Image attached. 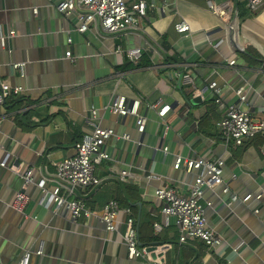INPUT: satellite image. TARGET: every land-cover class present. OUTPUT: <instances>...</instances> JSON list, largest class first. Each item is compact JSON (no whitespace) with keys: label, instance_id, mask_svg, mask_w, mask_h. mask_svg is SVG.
<instances>
[{"label":"crops","instance_id":"1","mask_svg":"<svg viewBox=\"0 0 264 264\" xmlns=\"http://www.w3.org/2000/svg\"><path fill=\"white\" fill-rule=\"evenodd\" d=\"M57 1L0 0V33L15 31L6 46L0 43V83L23 88L0 106V161L6 165L0 166V261L19 264L30 251L29 264H148L127 257L123 210L115 230L107 232L94 216L72 221L63 208L40 206L34 184L25 189L29 200L23 212L11 206L22 189L23 170L33 168L34 179L43 168L53 173L58 162L75 153L74 144L92 132L88 121L95 109L96 123L116 135L105 142L109 158L94 174L105 178L130 169L134 177L87 188L82 194L92 211L99 213L110 199L130 208L140 246L170 245L166 264H264V131L241 146L226 147L216 128L230 104L264 120V7L251 12L247 0H212L230 6L240 20L244 50L232 54L220 41L221 22L207 9L209 0H143L153 6L139 18V28L126 34L79 32L77 17L58 12ZM180 20L190 31L175 30ZM136 47L142 55L133 63L124 51ZM14 63H23V72ZM211 82L218 94L209 88ZM239 88L245 102H239ZM116 96L140 101L138 112L147 118L144 132L136 129L133 115L104 108ZM163 104L170 109L160 117ZM124 133L129 139L120 137ZM177 155L225 162L224 184L203 195L212 203L205 213L208 225L224 240L209 251L200 240L179 244L173 224L159 233L153 229V221L162 220L154 189L166 184L185 196L192 181L173 167ZM149 173L159 179L147 178ZM258 192L260 200H232Z\"/></svg>","mask_w":264,"mask_h":264},{"label":"built area","instance_id":"2","mask_svg":"<svg viewBox=\"0 0 264 264\" xmlns=\"http://www.w3.org/2000/svg\"><path fill=\"white\" fill-rule=\"evenodd\" d=\"M143 0H58L55 8L64 15H75L79 22L77 30L85 32L94 28L106 34H126L139 28V18L152 7ZM246 6L251 12H257L264 7V0H247ZM207 9L214 14L221 22L223 37L220 41L226 42L230 52L235 54L237 51H243L244 46L238 40V30L240 20L237 15H233L231 7L226 4H216L214 1L207 2ZM36 9L33 10L36 13ZM178 33L190 31V25L186 20H180L174 24ZM15 34L14 30H9L6 35L0 33V43L4 47L10 37ZM67 41L71 43V39ZM119 51V50H118ZM126 57L133 63H137L142 55L141 48H129L124 51ZM66 57L71 56V52L65 53ZM234 59L228 61L233 65ZM14 68L23 72V63H14ZM186 83L192 82L189 75L184 76ZM209 88L216 94L220 89L216 82H211ZM21 86H12L7 83H0V106L4 99L10 95H18L22 92ZM239 102H245L246 95L243 88L237 90ZM215 101L220 104L221 100L216 97ZM139 100L128 101L124 96H116L104 108L110 113L118 116L133 115L135 117V126L138 132L142 133L146 126V116L139 114ZM160 101L152 105L156 107ZM170 109L169 104H163L157 111L160 117H163ZM92 118L88 121L93 126L90 134H84L79 141L74 144L75 153L63 158L58 162L55 171L50 173L43 168L39 177L34 179V169L26 168L23 170L22 189L18 191L11 203L12 208L18 212H23L29 196L26 188L34 184L40 191L38 204L45 208L58 210L63 208L67 216L72 220L87 219L91 216L98 218L107 232L114 231L116 228L117 216L120 210L126 214L125 230L123 233V242L126 246L127 257L129 259H142L148 264H166L164 261V252L170 247L169 244H163L155 248H147L139 245L134 218L131 216L130 208H122L115 199H110L103 206L99 213L92 211L87 205L83 194L87 188L99 189L107 183L114 182L117 179L133 178L134 173L130 169H119L115 175L100 178L94 174L96 165L101 164L109 158L103 146L105 142L116 133L113 128H102L96 121V110H91ZM216 128L224 141L226 147L231 145L241 146L250 141L257 134L264 131V120L254 119L247 110H244L239 104H230L225 108L222 117L216 122ZM123 139H129V135L124 133L120 136ZM163 152L167 153V146L163 147ZM224 160L221 158L207 159L203 157L188 158L177 155L173 167L183 169L192 176L189 183L188 193L182 196L177 190L169 185H160L154 189V197L159 206V212L162 220H154L152 225L155 233H159L164 228L176 226L178 231L179 244L191 240H200L210 249L221 246L224 242L222 236L215 232L206 219V210L211 207V201L204 199V192L207 189H213L215 186L224 184L222 172ZM0 166L5 167V161H0ZM147 178L159 179V176L153 173L146 175ZM225 186L223 191H227ZM81 193L82 195H79ZM251 198L262 199V193H248L242 198L236 195L232 200L246 202ZM41 254V250L36 251ZM31 252H26L19 260V264H29ZM0 264H3L0 261Z\"/></svg>","mask_w":264,"mask_h":264}]
</instances>
